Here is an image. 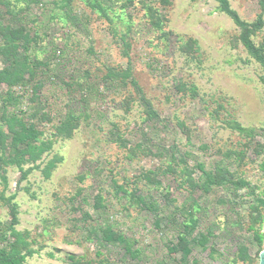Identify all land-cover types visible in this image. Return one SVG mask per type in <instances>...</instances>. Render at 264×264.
<instances>
[{"label":"rangeland","instance_id":"374dc122","mask_svg":"<svg viewBox=\"0 0 264 264\" xmlns=\"http://www.w3.org/2000/svg\"><path fill=\"white\" fill-rule=\"evenodd\" d=\"M238 23L264 56V0H0V249L260 264L264 71Z\"/></svg>","mask_w":264,"mask_h":264},{"label":"trees","instance_id":"16d2710c","mask_svg":"<svg viewBox=\"0 0 264 264\" xmlns=\"http://www.w3.org/2000/svg\"><path fill=\"white\" fill-rule=\"evenodd\" d=\"M225 7V6H223ZM241 28V42L244 45L245 49L254 53L255 58L259 61L264 71V56L258 54L253 47V45L248 41V36L251 32L250 27L238 23ZM262 84L264 85V76L262 77ZM23 257L19 252L18 245H14L12 251L6 252L0 249V264H22Z\"/></svg>","mask_w":264,"mask_h":264},{"label":"water","instance_id":"95a60500","mask_svg":"<svg viewBox=\"0 0 264 264\" xmlns=\"http://www.w3.org/2000/svg\"><path fill=\"white\" fill-rule=\"evenodd\" d=\"M260 264H264V252L259 255Z\"/></svg>","mask_w":264,"mask_h":264}]
</instances>
